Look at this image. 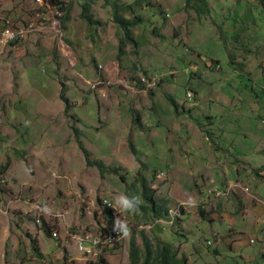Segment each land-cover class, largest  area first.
I'll return each instance as SVG.
<instances>
[{
  "label": "rangeland",
  "instance_id": "374dc122",
  "mask_svg": "<svg viewBox=\"0 0 264 264\" xmlns=\"http://www.w3.org/2000/svg\"><path fill=\"white\" fill-rule=\"evenodd\" d=\"M50 1L63 6V39L38 37L17 66L7 62L0 71V83L8 75L7 82L22 88L6 111H13L10 103L25 110L37 102L48 111L37 123L6 115L0 133V167L13 160L17 180L10 172L0 178L14 183L8 185L13 194L21 186L22 201L11 211L23 206L22 216L0 213V264H100L98 255L80 254L74 241L87 232L102 238L100 200L116 212L117 236L130 231L117 246L100 249L103 264H129V244L134 240L142 250V236L153 248L172 245L187 264H264V178L253 169L264 163V154L255 152L264 142V0H206L205 6L117 0L127 6L120 15L136 22L127 29L129 39L102 0L91 1L90 14L100 22L94 25L81 20V1ZM50 1L0 0V28L3 15L23 23L13 27H25L31 10ZM143 76L155 77V86L132 85ZM100 80L108 83L103 97ZM30 125L36 131L24 134ZM79 145L91 162L104 164L102 172L87 164ZM23 158L22 171L32 178L19 173ZM233 164L249 192L217 198L227 191L219 170ZM141 179L169 210L168 220L154 228ZM33 202L44 209L38 225Z\"/></svg>",
  "mask_w": 264,
  "mask_h": 264
},
{
  "label": "trees",
  "instance_id": "16d2710c",
  "mask_svg": "<svg viewBox=\"0 0 264 264\" xmlns=\"http://www.w3.org/2000/svg\"><path fill=\"white\" fill-rule=\"evenodd\" d=\"M81 1V13L80 18L82 21H84L86 24H99L100 22L95 20L93 16L90 14L91 10V1L92 0H78ZM104 4L112 6V16L114 20L119 24L120 29L124 32L123 36L124 38L129 39L128 31L127 29L135 26V21L129 20L126 18H123L120 15L121 9L126 8L127 6H119L117 3V0H102ZM197 2L201 3L203 6L206 5V0H196ZM190 0H186V5H189ZM63 8V6H62ZM205 8V7H204ZM64 10V9H63ZM202 10V9H201ZM205 12H207V8H205ZM120 47H123V42H120ZM60 98L65 101L66 108L68 107V101L64 98L63 90H61ZM171 104L175 108L177 104L174 102V100L170 99ZM80 149L82 150L85 158L87 159V164L96 166L99 171L104 170V164L101 161L95 160L90 161L89 160V153L81 146ZM131 152H134V148L132 145H129ZM9 168V162L6 161L4 165L0 167V175L4 174L7 169ZM141 188H142V197L146 200V202L149 205L150 212L152 214V218L154 219L153 222L150 224H154L157 220H165L167 221L169 216L168 212L169 210L165 207V202L163 204H158L157 201L153 198L152 192L147 187V184L145 180L141 179ZM5 189L0 187V192H4ZM6 192V191H5ZM101 204L102 213H105V221L106 226L102 227L98 230L100 234L108 233L114 231L118 226L116 225L115 218L112 214V211L110 209H105L103 205V200L99 202ZM199 215L201 217H205V212L198 208ZM166 218V219H163ZM43 226L42 229H44V232L48 235H50V228L46 226V224L42 221ZM146 226V224H145ZM32 246L36 248V242L32 241ZM142 250L138 247L136 242L132 240L129 244V250H128V259L129 264H187V260L184 257H178L176 250L173 249V246L168 243H157V246L153 248L150 244V241L146 236H142ZM106 250V249H105ZM104 250H101L98 254V258L96 259L100 264L104 263V259L100 255ZM100 255V256H99Z\"/></svg>",
  "mask_w": 264,
  "mask_h": 264
},
{
  "label": "crops",
  "instance_id": "0c3cea01",
  "mask_svg": "<svg viewBox=\"0 0 264 264\" xmlns=\"http://www.w3.org/2000/svg\"><path fill=\"white\" fill-rule=\"evenodd\" d=\"M31 12H32V10H31ZM1 14H3V12H0V15ZM2 17H3L2 19L5 22L4 25L6 23H8V22H11V21H13V25H15V26H20V25L23 24V23H20V22H16L15 19H11V18H7L6 19L4 17V15ZM29 17L30 16H28V18ZM28 18L24 20V23L28 20ZM37 37H43V36H36V35L35 36H30L27 40H25L23 42H18V43H15V44H12V45L6 47L3 50V52L0 50V71L1 70L4 71L6 69L4 66L7 64V62L9 63V65H12V67L17 66L16 65L17 62L18 61H21L22 58H25L27 52H29V51H27V52L25 51L26 48L27 49L28 48H32V46H34L36 44L37 39H38ZM46 37H48V36H46ZM20 43L22 44L20 47L16 45V44H20ZM5 51H6V54H4ZM9 51H11V53L10 54H7V52H9ZM7 77H8V75H7ZM7 77H5L3 79V81L0 83V133L3 130V128H4L3 126H4L5 120L9 118V117L7 118L6 115L7 116L10 115L12 117V121L13 122H16V123L19 122V124H20L21 117L22 118H25V117H33L32 118V121L30 123H32V122L37 123L38 118L44 119L46 117L45 114L48 113V111L45 112L46 110H44L46 108H39V107H45L44 105L40 104L39 102H37L35 104L33 103V106L32 107H29V108H27L25 110H22L21 109V104H19L18 106H15L14 103L13 104L10 103V106L13 109V111H11V110H9V112L6 111V106L9 107V105H8L9 104V101L11 99L14 100L15 98H18L19 97V91H22L21 85H19L16 82H7L6 81L7 80ZM60 93H61V91H60ZM58 96L60 98V94ZM4 101L5 102L8 101V102L5 103ZM68 107H69V103H68ZM11 112H13L14 115H16V116H14L13 114H10ZM35 129H36L35 126L30 125L28 127L23 128V130H21V131L24 134H28L29 132L36 131ZM255 152H256V154L258 156H262L264 154V142H262V144L256 149ZM21 161H22V166H19L18 167V169L20 171L19 173L20 174L28 173L30 175V177L32 178L33 176L28 171H26V172L22 171L23 169L24 170L26 169V162H25V159L24 158L21 159ZM237 161L240 162V160H237ZM240 163H246V162L245 161H241ZM13 164H14V162H13V160H11V164L9 165V168L7 169V171L5 173L7 175V173L10 172L11 173L10 174V178L12 176V178L14 177V179H12V180H17V176L13 172V168H14ZM256 166H258V167H255L253 169L254 170H257L258 171L257 174L259 176H262L264 178V163H261V161H259V165H256ZM20 167H21V169H20ZM237 167H238L237 165L235 166L233 164L232 170L228 169L226 171L225 167H224V169L222 167L219 170L222 173V185H224L225 186L224 188H226L227 185L232 184L233 186H235V189L233 191H236V189H240L243 192H249V188L248 187L242 186L239 182H237V180L239 178V175H240V173L238 172ZM230 171L234 172V175H231L230 174ZM252 178H254V177H252ZM208 180H210V179H208ZM7 182L5 183V188H4L6 192L4 191V194L0 195V196H3V198L4 197H7V198H5L4 202H1V197H0V213L3 214V215H6L5 213H3V209L10 208V205H12L14 203H17V200L20 199V194L16 195V193L13 194L11 190H8L9 186H14V183L12 185H10L9 183L7 184ZM21 185L23 186L25 184L23 183ZM222 185H220V186H222ZM243 187L245 188V190L243 189ZM9 193H12L13 195L11 194L12 196L10 195L11 196L10 197L9 196ZM252 198L255 199V200H257V197L256 196H252ZM23 201H25V200L23 199ZM35 204H36V202H33V205H35ZM22 207H23L22 205L18 204L16 206V208L14 207L15 208L14 210L12 208L11 213L13 214L15 212H17V213L19 212V214L22 216V214H23L22 211H21L22 210ZM183 216L184 215H182V217ZM182 217L180 218V220L182 219ZM263 217H264V215H263ZM181 224H182V220H181ZM2 239H5L4 234H2Z\"/></svg>",
  "mask_w": 264,
  "mask_h": 264
},
{
  "label": "built area",
  "instance_id": "2783aa9c",
  "mask_svg": "<svg viewBox=\"0 0 264 264\" xmlns=\"http://www.w3.org/2000/svg\"><path fill=\"white\" fill-rule=\"evenodd\" d=\"M50 1V0H49ZM62 6V5H61ZM60 5H55L52 4L50 1V8H47V18H40L38 17V13L33 10L32 12H30V24H36V27H42L43 22H48V16H55L56 19L58 18V14L60 13ZM27 29L26 30H21V32H14L13 31V21L6 23L3 27L0 28V48H2V52L3 50L10 46L12 44V42L18 38V36L20 35H27ZM63 35H64V30H63V26H58V28L56 30H54V32L51 33V35H49L48 37H54L56 39L62 40L63 39ZM156 83V78L152 77L151 79H148L146 77H139L136 78L135 80H132V85H134L135 87L137 86H144L146 89H150L152 87L155 86ZM102 85L107 86L108 83L104 82L102 80H100L99 83H97V91L99 93V95L101 97L105 96V92H104V88ZM187 95V94H186ZM236 183V182H235ZM4 180H1L0 178V187L1 188H5L4 187ZM20 199L17 200V202L22 201V191H21V186H20ZM211 192H213V190H211ZM235 191H232V184L227 185V191L225 194H217V198H229L230 197V193H233ZM4 194V192H0V195ZM207 194V193H206ZM1 197V202H4L5 198H3V196ZM104 208L107 209V206H109L107 203L103 204ZM34 209L36 210V219L35 222L38 225V223L40 222V217H41V213L44 212V209H37L36 208V204L33 205ZM90 212V211H89ZM3 213H5L6 215H9L11 213V208L8 209H3ZM170 215H174V209H170ZM115 218V217H114ZM166 219V218H163ZM154 224H151V228H154ZM130 231L128 230V233ZM105 234H109V233H103L102 238H91L88 239V241H79V236H76V241L81 243V252L80 254H83L87 257H95L98 255L99 251L101 248L103 247H114L117 246L121 240H123L126 235L124 233V230H118V236L116 238H113V241H105ZM88 242H98V249L97 250H88ZM251 243H253V240L250 241Z\"/></svg>",
  "mask_w": 264,
  "mask_h": 264
},
{
  "label": "bare ground",
  "instance_id": "6f19581e",
  "mask_svg": "<svg viewBox=\"0 0 264 264\" xmlns=\"http://www.w3.org/2000/svg\"><path fill=\"white\" fill-rule=\"evenodd\" d=\"M35 2L37 4H41V0H35ZM47 8H50V6L46 5L44 7V9H39L38 11H36L38 13V17L47 18ZM64 17H65L64 16V12L62 10H60V13L58 14V18L57 19H56L55 16H48V22H43L42 27H36V24H30V18H29V20H28V22H27L25 27H22V28L13 27V31L14 32H21V30H26L27 29V33H28L27 35L18 36V38L15 39L13 42H15L17 40L25 41L30 36H35V35L36 36H43V37L49 36V35H51L52 32H54V30H56L58 28V26H63L64 25L63 24V21H65ZM63 30H64V27H63ZM92 87L94 88L93 85H92ZM108 207H110V205ZM113 216H116V212L115 211L113 212ZM115 232H116V230H114V233L111 232L110 236L105 238V241H113V238L117 237V233H115ZM76 236H79V241H88V239H91V238H94V237L95 238H101L100 236L97 237L95 235V233L92 234L90 232L82 233L80 235H75L74 236V241H75V244H76V248L80 252H81V243L76 241ZM103 248H106V247H103ZM97 249H98V242H88V250H97ZM83 256L88 258L85 255H83Z\"/></svg>",
  "mask_w": 264,
  "mask_h": 264
},
{
  "label": "clouds",
  "instance_id": "9594fccd",
  "mask_svg": "<svg viewBox=\"0 0 264 264\" xmlns=\"http://www.w3.org/2000/svg\"><path fill=\"white\" fill-rule=\"evenodd\" d=\"M121 203L124 205L125 209H132L133 208L132 205L129 203V201L126 199H121ZM124 233H125V235L128 234V229L126 227L124 228Z\"/></svg>",
  "mask_w": 264,
  "mask_h": 264
}]
</instances>
